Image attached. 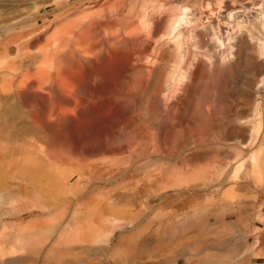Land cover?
I'll return each instance as SVG.
<instances>
[{
	"label": "rangeland",
	"instance_id": "obj_1",
	"mask_svg": "<svg viewBox=\"0 0 264 264\" xmlns=\"http://www.w3.org/2000/svg\"><path fill=\"white\" fill-rule=\"evenodd\" d=\"M17 7L0 48L28 32L56 54L20 93L0 68V264H197L248 236L264 264V0Z\"/></svg>",
	"mask_w": 264,
	"mask_h": 264
},
{
	"label": "bare ground",
	"instance_id": "obj_2",
	"mask_svg": "<svg viewBox=\"0 0 264 264\" xmlns=\"http://www.w3.org/2000/svg\"><path fill=\"white\" fill-rule=\"evenodd\" d=\"M20 1H23V0H0V8L1 9H3V7H6V6H11V7H9L10 9L9 10H6V11H1L0 12V19H1V21H4V23H5V25L3 26V28H2V30L4 31V30H8L9 32H12L13 30H14V28H17L19 25H20V22L18 21V22H13V23H10V22H8L10 19H12L14 16H15V13H16V9L15 8H18L17 7V5H18V2L20 3ZM23 3V2H22ZM26 3H29V2H26ZM42 4V3H41ZM25 5H28V4H25ZM20 9V8H19ZM34 10V9H33ZM27 13V12H26ZM25 13V14H26ZM76 13V12H75ZM32 16L30 15L29 16V18H31ZM20 19V18H19ZM92 19V18H91ZM12 21V20H11ZM14 21H16V20H14ZM26 21V20H25ZM89 21V20H88ZM23 22V21H22ZM58 22V21H57ZM27 23V22H26ZM89 23V22H88ZM92 23V22H91ZM90 23V24H91ZM121 23V22H120ZM37 24V23H36ZM98 24V23H97ZM78 25V24H77ZM99 25V24H98ZM90 26V25H89ZM121 26V25H120ZM98 27V26H97ZM96 27V28H97ZM35 28V27H34ZM47 28V27H46ZM70 28V27H69ZM85 28V27H84ZM84 28H82V29H84ZM87 28V27H86ZM22 30V29H21ZM26 30V29H25ZM98 30V29H97ZM102 30V29H101ZM43 31V30H42ZM50 31V30H49ZM52 31V30H51ZM96 31V30H95ZM99 31V30H98ZM39 33V32H38ZM79 33V32H78ZM80 33H81V31H80ZM95 33V32H94ZM1 34V33H0ZM12 34V33H11ZM63 34V33H62ZM86 34V33H85ZM110 34V33H109ZM120 34V33H119ZM10 35V34H9ZM46 35V34H45ZM68 36H69V34H68ZM45 37V36H44ZM5 38V37H4ZM63 38H64V36H63ZM102 38V37H101ZM108 38H109V36H108ZM111 38V37H110ZM115 38V37H114ZM125 38V37H124ZM127 38V37H126ZM54 39V38H53ZM82 39H84V37L82 38ZM96 39V38H95ZM104 39V38H103ZM123 39V38H122ZM130 39V38H129ZM64 40V39H63ZM86 40V39H85ZM101 40V39H100ZM131 40V39H130ZM144 40V39H143ZM7 43H5V45H6V47H5V49L4 50H2L1 48H0V68H5L6 66H5V64L7 63V60H9V59H12V60H10V61H8L9 63H7V71L12 75V76H14V77H20V76H23L24 78H25V84H22V83H19L20 85L18 86V89H17V93H20L21 92V90H19V89H21L22 87H24L25 85H29V84H32L33 82L32 81H36V75H37V73L39 74L40 72H44V70L47 68H45L44 67V64H45V60H47L48 58L50 59V57H49V55L51 54L52 55V53H55V49H52V45H50L51 46V50L49 51V52H47V49H48V46H47V49L46 50H41L39 53H35V54H29L28 53V49H30V47L33 45V44H38V42H39V36H36L35 35V37H28V32H22V33H19V34H16L15 35V33L14 34H12V35H10L9 36V38L7 39ZM82 41V40H81ZM90 41H91V39H90ZM103 41V40H102ZM126 41V40H125ZM67 42V41H66ZM123 42H124V40H123ZM63 43V42H62ZM64 43H65V41H64ZM109 43V42H108ZM127 43H129V42H127ZM145 43V42H144ZM83 44V43H82ZM99 44V43H98ZM121 43H119V45H120ZM146 44V43H145ZM35 45V46H36ZM91 45V44H90ZM89 45V46H90ZM105 45V44H104ZM93 46V45H92ZM98 46V45H97ZM113 46V45H112ZM109 47V46H108ZM107 47V48H108ZM119 47V46H118ZM125 47V46H124ZM209 47V46H208ZM85 48H86V46H85ZM107 48H105V50L107 49ZM82 49V48H81ZM95 49V48H94ZM113 49V48H112ZM127 49V48H126ZM125 50V49H124ZM18 51V53H16ZM37 51V50H36ZM92 52H93V48H92ZM58 53V52H57ZM72 53V52H71ZM80 53V52H79ZM113 53V52H112ZM126 53V52H125ZM18 54H19V56H18ZM56 54V53H55ZM70 54V53H69ZM73 54V53H72ZM82 54V53H81ZM3 56L5 57V58H3ZM80 56V55H79ZM98 56V55H97ZM111 56V55H110ZM119 56V55H118ZM40 57H42V59L40 60ZM61 57V56H60ZM24 58H29V59H31L30 61L28 60L26 63H23L24 62ZM111 58V57H110ZM113 58V57H112ZM99 59V58H98ZM57 60V59H56ZM87 60V59H86ZM110 60H112V59H110ZM99 61V60H98ZM108 61V60H107ZM100 62V61H99ZM59 63V62H58ZM105 63H106V61H105ZM64 64V63H63ZM73 64V63H72ZM102 65V64H101ZM100 68V67H99ZM78 69V68H77ZM138 70V69H137ZM73 71V70H72ZM55 72V71H54ZM101 72V71H100ZM4 73H6V72H4ZM74 73H76V72H74ZM68 74V73H67ZM72 74V73H71ZM141 74V73H140ZM139 74V75H140ZM144 74V73H143ZM142 75V74H141ZM143 77V76H142ZM139 79V78H138ZM101 80V79H100ZM99 80V81H100ZM92 81V80H91ZM107 81V80H106ZM49 82V81H48ZM90 82V81H89ZM139 83H140V81H139ZM2 84H3V82H2ZM5 84V83H4ZM143 84V83H142ZM136 85H138V84H136ZM26 86V87H27ZM45 87V86H44ZM93 87V86H92ZM100 87V86H99ZM159 90V89H158ZM254 93V92H253ZM254 95V94H253ZM34 96V95H33ZM90 96V95H89ZM92 96V95H91ZM159 96V95H158ZM113 97V96H112ZM112 97H110V98H112ZM56 98V97H55ZM54 98V99H55ZM96 98H97V96H96ZM153 98V97H152ZM20 99V98H19ZM92 99V98H91ZM154 100V99H153ZM152 100V101H153ZM37 101V100H36ZM156 101V100H155ZM11 102V101H10ZM54 102H55V100H54ZM69 102V101H68ZM38 103V102H37ZM131 103H132V101H131ZM22 105V104H21ZM24 105V104H23ZM130 105V104H129ZM8 106V105H7ZM96 107V106H95ZM107 107V106H106ZM140 107V106H139ZM145 108V107H144ZM30 109V108H29ZM42 109V108H41ZM5 110V109H4ZM13 110V109H12ZM11 110V111H12ZM40 111V110H39ZM99 112V111H98ZM101 112V111H100ZM34 113V112H33ZM76 113V112H75ZM6 114V113H5ZM76 115V114H75ZM18 116V115H17ZM66 116H68V115H66ZM99 116V115H98ZM102 116V115H101ZM63 117V116H62ZM66 118V117H65ZM86 119V118H85ZM61 121H62V119H61ZM24 122V121H23ZM28 121H26V123H27ZM68 122V121H67ZM3 123V122H2ZM88 124V123H87ZM149 124V123H148ZM18 125V124H17ZM28 125V124H27ZM92 125V124H91ZM153 125V124H152ZM161 126V125H160ZM157 127H159V126H157ZM227 127H228V125H227ZM27 128V127H26ZM1 129V128H0ZM23 129V128H22ZM238 129V128H237ZM21 130V129H20ZM33 130V129H32ZM31 131V130H30ZM130 131V130H129ZM232 131V130H231ZM238 131V130H237ZM21 132V131H20ZM154 132H156V131H154ZM232 133V132H231ZM235 133H237V132H235ZM7 135H8V133H7ZM16 135V134H15ZM33 135V134H32ZM235 135V134H234ZM238 135V134H237ZM42 136V135H41ZM231 136V135H230ZM240 136V135H239ZM13 137V136H12ZM27 137V136H26ZM235 137V136H234ZM22 138V137H21ZM34 138V137H33ZM11 139V138H10ZM17 139V138H16ZM7 140V139H6ZM5 140V141H6ZM47 141V140H46ZM244 141H246L245 140V138H244ZM26 142V141H25ZM23 143V142H22ZM95 143V142H94ZM259 143V142H258ZM257 143V144H258ZM26 145V144H25ZM30 145H31V143H30ZM19 146V145H18ZM21 146V145H20ZM262 147H264V146H262ZM40 148V147H39ZM8 150V149H7ZM12 151V150H11ZM107 151V150H106ZM109 151V150H108ZM63 152H65V151H63ZM68 152H69V150H68ZM75 152V151H74ZM101 152V151H100ZM250 152V151H249ZM30 153H32V152H30ZM61 153V152H60ZM12 155V154H11ZM33 156V155H32ZM113 155H111V157H112ZM23 158V157H22ZM54 158V157H53ZM31 159V158H30ZM112 159V158H111ZM54 161H56V160H54ZM4 162V161H3ZM62 163V162H61ZM22 164V163H21ZM23 164H25V162L23 163ZM9 165V164H8ZM18 165V164H17ZM71 165V164H70ZM61 167V166H60ZM156 167V166H155ZM160 167V166H159ZM72 168V167H71ZM62 169V168H61ZM162 168L160 167V170H161ZM156 170V169H155ZM20 171V170H19ZM57 171V170H56ZM157 171V170H156ZM16 172V171H15ZM57 173V172H56ZM28 175V174H27ZM141 175V174H140ZM153 176V175H152ZM176 176V175H175ZM4 177V176H3ZM6 177V176H5ZM144 178V177H143ZM72 179V178H71ZM11 180V179H10ZM127 180V179H126ZM104 182V181H103ZM165 183V182H164ZM64 185V184H63ZM164 185V184H163ZM102 187V186H101ZM144 187V186H143ZM161 187V186H160ZM78 189V188H77ZM141 190V189H140ZM31 191V190H30ZM141 192V191H140ZM39 194V193H38ZM22 195V194H21ZM19 196V195H18ZM27 198V197H26ZM34 198V197H33ZM94 198V197H93ZM98 198V197H97ZM6 199H7V197H6ZM14 199V198H13ZM20 199V198H19ZM10 200V199H9ZM16 200V199H15ZM31 200H32V198H31ZM11 201V200H10ZM12 201H14V200H12ZM18 201V200H17ZM24 201V200H23ZM34 201V200H33ZM38 202V201H37ZM12 203V202H11ZM6 204V203H5ZM8 204V203H7ZM230 204H232V203H230ZM2 205H4V204H2ZM14 205V204H13ZM12 205V206H13ZM26 205V204H25ZM1 206V205H0ZM147 206V205H146ZM234 208V207H233ZM143 209V208H142ZM29 211V210H28ZM23 214V213H22ZM96 214V213H95ZM237 214V213H236ZM132 215V214H131ZM15 216H17V215H15ZM43 216H44V214H43ZM149 216V215H148ZM32 219V218H31ZM46 219V218H45ZM149 219V218H148ZM33 220H35V219H33ZM46 221V220H45ZM76 222V221H75ZM145 222H147V219H146V221ZM34 223V222H33ZM45 223V222H44ZM47 223V222H46ZM72 223V222H71ZM43 224V223H42ZM70 224V223H69ZM154 224V223H153ZM5 225V224H4ZM47 225V224H46ZM89 225V224H88ZM128 225H129V222L127 221L125 224H122V226H121V230H123V228L124 227H128ZM32 226V225H31ZM71 226H72V224H71ZM9 227V226H8ZM23 227H25V226H23ZM140 227V226H139ZM153 227V226H152ZM155 227H156V225H155ZM182 227V226H181ZM11 228V227H10ZM84 229V228H83ZM184 229V228H183ZM99 230V229H98ZM133 230V229H132ZM135 230V229H134ZM90 231V230H89ZM118 231V230H117ZM178 231V230H177ZM81 232H82V230H81ZM146 232H147V230H146ZM129 233V232H128ZM127 233V234H128ZM175 234V233H174ZM182 234V233H181ZM83 235V234H82ZM173 235V234H172ZM171 235V236H172ZM105 237V242H103L104 241V239H103V243H104V246H103V248H104V250H106L107 248H108V246H110V244H111V241H112V238L109 236V235H104ZM146 236V235H145ZM81 237V236H80ZM141 237V236H140ZM144 237V236H143ZM166 237V236H165ZM88 238V237H87ZM86 238V239H87ZM94 238V237H93ZM171 239H172V237H171ZM170 239V240H171ZM125 240V239H124ZM66 241H68V240H66ZM133 241H134V239H133ZM140 241V240H139ZM154 241V240H153ZM157 241V240H156ZM88 243H90V242H88ZM83 244V243H82ZM130 244V243H129ZM137 244V243H136ZM15 245V244H14ZM48 245V244H47ZM123 245V244H122ZM5 246V245H4ZM85 246H87V245H85ZM124 246V245H123ZM137 246V245H136ZM227 246V245H226ZM225 246V247H226ZM70 247V246H69ZM94 247V246H93ZM15 248V247H14ZM19 248V247H18ZM53 248H56V247H53ZM76 248V247H75ZM101 248V247H100ZM102 248V249H103ZM133 248V247H132ZM136 248V247H135ZM221 248V247H220ZM4 249V248H3ZM95 249V248H94ZM118 249V248H117ZM121 249V248H120ZM126 249V248H125ZM129 249V248H128ZM148 249V248H147ZM214 249V248H213ZM73 250H74V248H73ZM109 250V249H108ZM234 250V249H233ZM229 251L230 253H234V251ZM4 251H6V248L4 249ZM3 251V252H4ZM18 251V250H17ZM54 251V250H53ZM75 251V250H74ZM78 251V250H77ZM216 251V250H215ZM222 251V250H221ZM237 251V250H236ZM69 252V251H68ZM219 252V251H218ZM228 252V251H227ZM228 252V253H229ZM18 253V252H17ZM138 253V252H137ZM136 253V254H137ZM220 253V252H219ZM222 253H224L223 251H222ZM18 254H20V253H18ZM21 254H22V252H21ZM49 254V253H48ZM249 254V253H248ZM68 255V254H67ZM10 256V255H9ZM14 256V255H13ZM41 256V255H40ZM129 256H131L130 255V252L129 251H127V249H126V253L125 254H117V255H112L111 254V256L109 257V259H108V262L109 263H107V264H112V263H114L116 260H119V264H128V262H129V260H130V258H129ZM244 256V255H243ZM7 257V256H6ZM11 257V256H10ZM19 257H20V255H19ZM133 257V256H132ZM135 257V256H134ZM216 258L217 256L216 255H211V257H209V258H204V259H202V261H201V263L202 264H222V261L224 260V259H222V261H220L219 259H214V258ZM5 258V257H4ZM15 257H13V259H14ZM141 258V257H140ZM95 259V258H94ZM142 259V258H141ZM1 260V259H0ZM63 260V259H62ZM245 260V259H244ZM10 261V260H9ZM99 261V260H98ZM231 261H233V260H231ZM235 261V260H234ZM75 263V262H74ZM96 263V262H95ZM116 263V262H115ZM226 263V262H225ZM243 263V262H242ZM64 264V263H63ZM101 264V263H100ZM223 264H224V261H223ZM241 264V263H240ZM244 264H245V262H244Z\"/></svg>",
	"mask_w": 264,
	"mask_h": 264
},
{
	"label": "crops",
	"instance_id": "obj_3",
	"mask_svg": "<svg viewBox=\"0 0 264 264\" xmlns=\"http://www.w3.org/2000/svg\"><path fill=\"white\" fill-rule=\"evenodd\" d=\"M235 211H236L235 213H237V214L243 213L242 207L237 206ZM261 221H264V219H261ZM225 246L226 245H220V246L216 247V251H215V246L213 243L210 242V244H206V242L203 241L196 248H188V251H189V254L191 256L196 257L198 259L197 264H202L201 263L202 259L209 258V257H211V255H216L217 257L216 258L213 257V258L219 259L220 261H222V259H224L223 260L224 264H240V263L244 264V262H245V264H260L259 258H258L259 254L256 253V251H255V244L249 242V236H248L247 241L243 242L242 245L235 246V247H228V246L225 247ZM210 248H211V250H210ZM212 249H213V251H212ZM221 250L224 253H222ZM230 250L231 251L233 250L234 253H230L229 252ZM231 260H233V261H231ZM223 261H222V264H223Z\"/></svg>",
	"mask_w": 264,
	"mask_h": 264
}]
</instances>
